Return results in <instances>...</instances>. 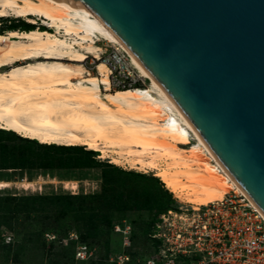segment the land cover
<instances>
[{"label": "bare ground", "instance_id": "6f19581e", "mask_svg": "<svg viewBox=\"0 0 264 264\" xmlns=\"http://www.w3.org/2000/svg\"><path fill=\"white\" fill-rule=\"evenodd\" d=\"M12 16L31 23L30 16H39L90 42L75 49L39 29L0 34V129L40 144L83 147L116 166L154 173L179 204L195 209L230 193L244 196L94 13L52 0H0V17ZM96 37L127 49L149 79L146 87L112 89L103 61L96 73L88 71L82 64L91 54L98 58Z\"/></svg>", "mask_w": 264, "mask_h": 264}, {"label": "water", "instance_id": "95a60500", "mask_svg": "<svg viewBox=\"0 0 264 264\" xmlns=\"http://www.w3.org/2000/svg\"><path fill=\"white\" fill-rule=\"evenodd\" d=\"M94 13L264 217V0H52Z\"/></svg>", "mask_w": 264, "mask_h": 264}, {"label": "trees", "instance_id": "16d2710c", "mask_svg": "<svg viewBox=\"0 0 264 264\" xmlns=\"http://www.w3.org/2000/svg\"><path fill=\"white\" fill-rule=\"evenodd\" d=\"M10 31H31L33 25L12 24ZM46 31L45 28H41ZM95 151L81 147L40 144L13 132L0 129V171H36L64 168H92L99 165L94 159ZM141 175L131 174L120 182L103 172V188L94 195H12L0 196V229L5 227L13 233L11 244L0 241V264H76L79 243L85 244L95 255L96 264H115L111 258V234L115 220L122 223L130 212L157 211L151 220L138 222L131 235V248L126 250L131 261L136 259L141 246L151 242L158 252L160 241L152 238L160 216L174 209L172 194L159 182L156 189L143 188L138 183ZM158 182L157 179H154ZM76 234L78 240L61 242ZM46 235H55L48 242ZM137 248L134 252L132 249ZM147 262H144L146 264ZM190 264V260H186ZM178 264V263H177Z\"/></svg>", "mask_w": 264, "mask_h": 264}, {"label": "built area", "instance_id": "2783aa9c", "mask_svg": "<svg viewBox=\"0 0 264 264\" xmlns=\"http://www.w3.org/2000/svg\"><path fill=\"white\" fill-rule=\"evenodd\" d=\"M46 31L64 39L75 49H80L90 41H84L74 32L52 27L46 19L36 17ZM39 29V28H38ZM96 37L98 58L111 72V86L118 89L146 86L149 79L142 76L131 53L119 43L101 40ZM165 187V186H164ZM168 190L167 188H165ZM171 193V192H170ZM173 199L178 203L173 194ZM181 205V204H180ZM183 210L182 213L179 211ZM178 220V221H177ZM114 231L122 235L125 251L114 254L111 262L129 264L131 257L126 250L131 248L132 228L124 220L116 224ZM47 241L56 239L55 235H46ZM152 238L161 242L158 252L146 264H264V217L242 195L230 193L221 201L201 206H176L160 216ZM12 232L5 227L0 229V241L11 244ZM78 240L74 233L63 239ZM93 257L85 244L79 243L75 259L86 262Z\"/></svg>", "mask_w": 264, "mask_h": 264}, {"label": "rangeland", "instance_id": "374dc122", "mask_svg": "<svg viewBox=\"0 0 264 264\" xmlns=\"http://www.w3.org/2000/svg\"><path fill=\"white\" fill-rule=\"evenodd\" d=\"M39 16H30V19L35 20ZM42 18V17H41ZM43 19V18H42ZM12 24L33 25L34 29L43 31L41 23H31L29 18H15L12 17H0V34H6L11 32L8 27ZM46 29V28H45ZM19 32H26L20 31ZM94 55V54H91ZM89 57L82 64L88 71L96 73L97 61L93 57ZM149 82L146 83V85ZM112 87V86H111ZM144 87V86H143ZM140 87V88H143ZM146 87V86H145ZM114 90L118 88L112 87ZM23 138V137H22ZM38 142V141H37ZM39 143V142H38ZM57 146V145H56ZM83 148V147H82ZM88 151L86 148H83ZM97 156L94 157L95 161L99 165L92 168H64V169H52V170H36V171H0V196H12V195H53V194H72V195H94L100 194L103 188V172H107L108 176L117 181H124L131 174H138L141 177L137 178L139 185L143 188L153 190L159 186V182L163 183L160 179L156 178L154 173L144 174L137 170H130L123 167L116 166L110 163L108 159H101L100 153L97 152ZM154 179H157L156 182ZM164 184V183H163ZM165 186V184H164ZM164 188H167L166 186ZM169 191V189H168ZM170 192V191H169ZM173 196V193H171ZM175 197V195H174ZM178 201V200H177ZM176 206L183 205L176 203ZM182 213L183 210L179 211ZM157 215V211H143V212H130L124 216V219L132 229L135 228L138 222H145L151 220ZM178 221V220H177ZM116 224H122L118 218L114 221ZM137 248L132 249L134 252ZM139 254L132 264H144L148 262L154 256V249L150 241H147L145 246H141ZM125 251L123 245L122 235L113 231L111 234V252L120 254ZM3 255L0 253V263H3ZM98 262L94 255L86 262L79 264H96ZM78 264V263H76Z\"/></svg>", "mask_w": 264, "mask_h": 264}]
</instances>
